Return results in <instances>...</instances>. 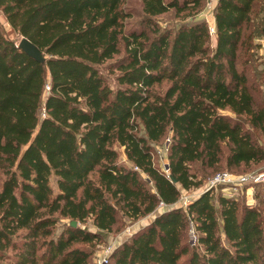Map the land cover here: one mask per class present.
I'll return each instance as SVG.
<instances>
[{"label":"trees","instance_id":"trees-1","mask_svg":"<svg viewBox=\"0 0 264 264\" xmlns=\"http://www.w3.org/2000/svg\"><path fill=\"white\" fill-rule=\"evenodd\" d=\"M125 1L0 0L18 40L44 56L27 55L0 26V264H95L102 233L159 207L104 264H264L255 205L223 193L215 204L213 188L176 204L180 189L201 184L194 165L264 164L245 127L264 136L255 41L264 0H218L212 34L195 17L204 0H140L143 17L128 29ZM170 10L188 20L157 27L152 18ZM120 45L112 87L99 67ZM165 137L162 168L152 145Z\"/></svg>","mask_w":264,"mask_h":264},{"label":"rangeland","instance_id":"rangeland-1","mask_svg":"<svg viewBox=\"0 0 264 264\" xmlns=\"http://www.w3.org/2000/svg\"><path fill=\"white\" fill-rule=\"evenodd\" d=\"M140 0H126L123 4V7L125 9L131 10L133 12V16L126 19L124 26L125 29L136 27L140 24V19L143 17V14L141 13V5ZM213 7L211 5H208L206 0H204L203 7L199 11L198 14H196L197 19H203L204 21L211 22V16H212ZM152 20L155 22L156 26L163 29H174L179 22L187 21L188 18L181 19L180 16H175L174 11L170 10L167 13L155 16L152 18ZM0 26L2 30L4 31L5 35L9 38L18 41V36L14 33L12 28L9 26V24L5 21L4 16L2 15L0 11ZM142 29L148 30V26L141 25ZM255 41H258L255 40ZM210 45L214 43L213 35L210 36L209 40ZM258 55H260V59H263L262 50L261 47L257 50ZM123 46H119V52L115 54L112 59L107 60L105 63H103L99 69L105 76L108 84L112 87L116 86L114 75L117 73L116 65L123 60ZM258 60V61H259ZM257 67L259 69L264 70V63L258 64ZM167 82L163 81L160 85L156 87L157 91L162 90L166 86ZM261 99L264 100V84L261 86ZM259 98V96H257ZM250 131L251 137L256 140L258 143H260L264 147V136L255 128L249 127L248 125H245ZM168 145V137L163 138L157 143H154L152 145V153L154 156V159L158 163L159 166L162 168L165 167L166 159H165V153L166 148ZM117 152H118V161L125 165H130L129 162L126 161L125 156L122 151V147L118 146L117 144L113 145ZM260 165H250V166H233L230 168H221L215 171H212L208 168H200L198 165L192 166L194 170L198 172V178L201 179V184L197 187H193L190 189H180V196L177 201V205L184 207L190 200L197 197L200 193H202L204 190L208 189V180L211 176H213L215 173L219 171H229L233 174H243L247 173L251 170L258 169L262 166ZM51 183L54 185V182L51 181ZM256 188H249L248 186H244L241 189H238L233 192L232 196L239 198L241 201H243L246 204L255 205L260 211H262L264 215V187L259 192V196L254 197L256 193ZM226 190L222 189L221 187L213 188V195H214V203L216 204V197L220 193H225ZM186 202V204H184ZM161 210V208H157L154 212L147 214L143 217H140L139 219L135 221H129V220H122L120 218V222L113 228L112 231L107 233L101 234V242L95 246V252L92 255V260L95 264H100L102 260L106 257H108L110 251L117 246L119 243H121L123 240L127 239L134 231L139 229L140 227L144 226L146 223H148L153 217L154 214L158 213ZM67 220L65 219H58V223L56 226V231H59L61 225H64V222ZM85 224H80V226H83ZM86 226L89 228H92L89 224V221L86 223ZM189 240L192 243L193 242V236L191 231H189ZM5 261H3L2 264H4Z\"/></svg>","mask_w":264,"mask_h":264},{"label":"built area","instance_id":"built-area-1","mask_svg":"<svg viewBox=\"0 0 264 264\" xmlns=\"http://www.w3.org/2000/svg\"><path fill=\"white\" fill-rule=\"evenodd\" d=\"M217 1L218 0H206L207 4L211 5V7H214ZM207 24L209 33H214L213 17L211 18V22H208ZM258 42L264 43V35L258 39ZM44 89L46 91L49 89V85L47 83L45 84ZM255 184H260L264 187V164L258 169L251 170L243 174H233L229 171H219L208 180L209 188L221 187L226 190L223 194L227 196H232L234 191L241 189L244 186L253 188ZM184 204H186V202ZM106 259L107 257L104 258L100 264H104Z\"/></svg>","mask_w":264,"mask_h":264},{"label":"water","instance_id":"water-1","mask_svg":"<svg viewBox=\"0 0 264 264\" xmlns=\"http://www.w3.org/2000/svg\"><path fill=\"white\" fill-rule=\"evenodd\" d=\"M17 46L22 49L27 55L32 57L33 59L43 62L44 61V56L42 52L33 44L31 43L27 38L25 37H20ZM165 168H167V165L165 164ZM74 222L72 221V224Z\"/></svg>","mask_w":264,"mask_h":264},{"label":"crops","instance_id":"crops-1","mask_svg":"<svg viewBox=\"0 0 264 264\" xmlns=\"http://www.w3.org/2000/svg\"><path fill=\"white\" fill-rule=\"evenodd\" d=\"M212 18V17H211ZM260 47H261V50H262V53L264 54V43H260ZM155 215V214H154Z\"/></svg>","mask_w":264,"mask_h":264}]
</instances>
